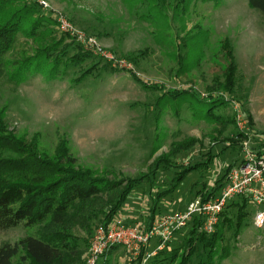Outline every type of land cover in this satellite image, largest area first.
I'll return each instance as SVG.
<instances>
[{
	"label": "rangeland",
	"instance_id": "1",
	"mask_svg": "<svg viewBox=\"0 0 264 264\" xmlns=\"http://www.w3.org/2000/svg\"><path fill=\"white\" fill-rule=\"evenodd\" d=\"M44 1L49 11L36 4V16L51 13L57 37L67 36L63 47L77 48L62 47L65 56L56 76L51 74L53 63L41 58L38 72L31 70L16 84V66H7L10 77L0 80V118L12 139L23 144L35 139L37 150L50 157L64 145L76 168L122 186L148 175L157 158L171 163L157 171L152 185L133 190L119 213L123 222L134 220L140 226L152 209L157 218L183 211L198 190L208 194L230 164L240 163L244 142L264 150V16L247 0ZM60 16L79 32H100L102 51L133 68L115 70L85 51L57 28ZM26 37L18 35L8 64L33 54L30 47L35 50V45ZM232 62L235 73L228 77L231 89L226 92L222 85ZM178 91L186 93L174 100ZM218 96L225 101L218 109L204 102ZM211 108L223 123L204 117ZM238 132L246 137L234 138ZM1 147L2 155L13 154L8 142ZM189 166L195 170L183 177ZM180 174L183 179L176 184ZM170 188L172 192L157 197ZM259 209L264 208L250 203L248 224L236 239L228 240L224 233L218 245H227L229 256L217 257L213 264H264V228L253 225ZM189 226L173 237L169 250L183 245ZM36 229L21 225L0 232V245L14 244ZM76 234L85 236L81 230ZM105 258L108 264H130L122 247ZM189 264H207L200 246Z\"/></svg>",
	"mask_w": 264,
	"mask_h": 264
},
{
	"label": "trees",
	"instance_id": "2",
	"mask_svg": "<svg viewBox=\"0 0 264 264\" xmlns=\"http://www.w3.org/2000/svg\"><path fill=\"white\" fill-rule=\"evenodd\" d=\"M247 3L251 9L264 16V0H247ZM38 13V7L32 0H0V80L10 77L7 66H16L17 73L13 78L16 84L20 83L21 78L31 70L38 72L41 58L42 62L53 63L52 75L59 74L60 58L65 56V51L61 49L67 36L62 34L57 37L53 31L56 21L51 13L50 16L42 13L37 17ZM95 32L90 35L86 30L85 34L97 40L101 34ZM20 33L27 35L26 38L33 46L35 45V50L31 46L30 50H34H31L32 55L11 60L8 64L10 59L8 56L16 53ZM70 46L76 45L70 44L63 48L69 50ZM232 66L233 62L226 71V82L222 85L226 92H230L231 89L228 77L235 73ZM183 93L178 91L174 100ZM209 98H212L211 95ZM208 99L204 102L216 106L217 109L225 103L221 96L212 101ZM212 111L211 108L204 117L216 120L218 124L223 123L220 120L222 117ZM3 125L0 118V150L6 141L11 145V149L8 150L13 154L7 156L0 153V232L21 225L37 229L36 233L27 234L14 244L2 243L0 264H12L17 256L18 264H84L89 247L87 238L92 237L95 229L121 218L120 210L133 190L144 184L152 185L158 170L173 166L171 163H165L162 157L157 158L154 161L156 163L152 165L154 169L148 175L122 186L123 184L117 180L109 181L107 178H100L86 170L76 168V160L69 155L64 145H61L56 157H50L37 150L35 139L25 144L12 139ZM233 137L241 139L246 136L238 132ZM251 148L260 155L264 154V150ZM175 151L179 152L180 148L177 147ZM236 162L237 160L230 164L222 175H217L219 178L213 181L214 186L208 194H203L200 189L195 196H201L203 200L218 196L226 185L229 170ZM194 170L195 167L189 166L182 172V176ZM182 176L180 174L174 182L177 184L183 179ZM172 191L170 188L158 193L157 197L165 196ZM250 203V199L245 196L231 200L221 213L219 223L212 234L202 232L201 219L194 217L188 224L190 225L188 233L184 234L186 239L183 238L184 243L179 248L182 253H177L179 249L163 250L151 258L148 264H174L177 259V264H189L199 246L206 252L207 264H213L217 257L219 261L226 259L229 256V250L226 248L228 246L219 247L224 240V233L228 234V240L239 236L241 228L248 224ZM155 211V209L149 211L146 220L140 222V226H149L156 218ZM41 227L43 228L40 229ZM76 228L83 231L85 236L77 235L76 231L80 230H75ZM118 248L119 246H116L106 252L103 255L105 260L97 264H108L106 255H110ZM217 250L220 252L217 253Z\"/></svg>",
	"mask_w": 264,
	"mask_h": 264
},
{
	"label": "built area",
	"instance_id": "3",
	"mask_svg": "<svg viewBox=\"0 0 264 264\" xmlns=\"http://www.w3.org/2000/svg\"><path fill=\"white\" fill-rule=\"evenodd\" d=\"M39 7L48 10L44 0H32ZM57 28L73 36L76 42L95 56L102 57L116 70H131L132 64L125 59H117L102 51L94 37L75 30L63 17H57ZM236 123L243 128V118L236 116ZM240 129V130H241ZM240 163L233 166L227 176L226 185L218 196L209 200L194 198L183 211L162 215L149 226L127 224L120 218L110 224L95 229L89 240L84 264H97L103 255L113 247L124 249L130 264H148L158 252L169 250L173 237L183 230L194 217L201 219V230L212 234L219 223L220 215L226 205L236 197H248L251 203L264 208V154L260 155L251 148L250 143L240 146ZM257 229L264 228V209H259L253 217ZM152 243H155L151 247Z\"/></svg>",
	"mask_w": 264,
	"mask_h": 264
},
{
	"label": "crops",
	"instance_id": "4",
	"mask_svg": "<svg viewBox=\"0 0 264 264\" xmlns=\"http://www.w3.org/2000/svg\"><path fill=\"white\" fill-rule=\"evenodd\" d=\"M156 218H157V217H156ZM156 218H155V219H156ZM125 223H127V224H134L135 222H134V220H129V221H126ZM154 244H155V243H152L151 247H153Z\"/></svg>",
	"mask_w": 264,
	"mask_h": 264
},
{
	"label": "bare ground",
	"instance_id": "5",
	"mask_svg": "<svg viewBox=\"0 0 264 264\" xmlns=\"http://www.w3.org/2000/svg\"><path fill=\"white\" fill-rule=\"evenodd\" d=\"M195 197H197V196H195ZM198 197H200V196H198Z\"/></svg>",
	"mask_w": 264,
	"mask_h": 264
}]
</instances>
